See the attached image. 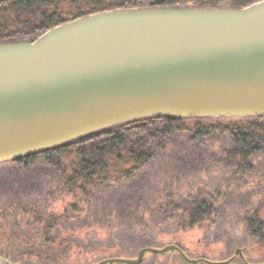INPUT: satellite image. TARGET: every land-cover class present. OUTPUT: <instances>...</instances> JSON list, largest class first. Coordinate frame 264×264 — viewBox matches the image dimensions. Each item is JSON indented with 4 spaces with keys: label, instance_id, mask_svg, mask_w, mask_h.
<instances>
[{
    "label": "water",
    "instance_id": "water-1",
    "mask_svg": "<svg viewBox=\"0 0 264 264\" xmlns=\"http://www.w3.org/2000/svg\"><path fill=\"white\" fill-rule=\"evenodd\" d=\"M157 118L264 119V0L114 9L0 42V165ZM164 254L187 264L243 259L238 249L223 262L191 259L172 244L95 264Z\"/></svg>",
    "mask_w": 264,
    "mask_h": 264
},
{
    "label": "trees",
    "instance_id": "trees-1",
    "mask_svg": "<svg viewBox=\"0 0 264 264\" xmlns=\"http://www.w3.org/2000/svg\"><path fill=\"white\" fill-rule=\"evenodd\" d=\"M259 1L4 0L0 1V42L34 41L57 25L114 9L245 7ZM178 136L186 138L188 147L203 153L210 151L216 139L226 140V147L211 153L214 163L230 176L233 192L225 186L212 193L190 192L181 197L159 188L151 196L145 188H139L146 181L144 169ZM259 158L264 159L263 118H157L114 127L77 144L10 163L21 169L50 170L57 188L54 198L36 194L37 185L24 188L23 195L17 190L20 197L0 205V256L17 264H88L105 258H126L128 253L146 246L148 230L170 227L175 230L171 242L189 258L218 262L208 259L205 249L211 244L203 237L231 216L224 205L227 193L250 190L247 185L254 178L253 164ZM180 172L174 165L166 175L179 179ZM248 198V204L236 215L237 226L248 240L242 264H250L248 260L264 264V196L248 194ZM190 233L197 235V246L205 247V251L196 254L181 246L182 235ZM90 239L94 243L86 248ZM222 247V253L228 256V247ZM249 254L252 256L246 257Z\"/></svg>",
    "mask_w": 264,
    "mask_h": 264
},
{
    "label": "rangeland",
    "instance_id": "rangeland-1",
    "mask_svg": "<svg viewBox=\"0 0 264 264\" xmlns=\"http://www.w3.org/2000/svg\"><path fill=\"white\" fill-rule=\"evenodd\" d=\"M219 144H224L220 145ZM226 140L216 139L213 143L210 151L197 152L195 147H188L187 140L185 137L178 136L174 142L169 144L166 152L159 154L156 160L144 169L143 176L145 177V183H142L139 188H145L147 192H150L152 196L159 188L163 191L172 192L179 194L181 197L189 194L190 192H214L221 187L228 186L230 192H233L232 181L230 176L228 177L224 171L219 167L218 164L214 163V156L211 151L218 150L219 148L226 147ZM207 154H206V153ZM175 163V164H173ZM190 163V165H189ZM172 164V166H170ZM177 166L178 173L180 172V178L166 175L170 173L171 168ZM178 166H182L179 169ZM254 178L248 182V192H244V188L237 192L236 195L233 193H227L225 198V209L227 210L230 217L220 222L217 229L208 231L203 238L205 241H209L207 249L205 247L199 248L197 246V235L190 233L188 235H182L180 238L181 246L188 251L202 252L207 250L209 254V260L223 262L227 261L234 256L235 251L238 249L241 251L242 256L246 253L248 240L241 233V226H237V212L242 210L248 203V194L258 197L264 196V159L259 158L253 164ZM184 169V170H183ZM185 171V172H184ZM55 178L53 177L50 170L47 169H21L10 163L0 165V205H5L10 202V199L18 198L19 194L24 193L26 189L37 185L36 194H50L54 198V191L57 188ZM18 185L22 186L19 187ZM144 185V187H143ZM16 187V189H12ZM20 197V196H19ZM255 197V196H253ZM251 197L249 200L252 201L254 198ZM24 200V199H23ZM57 206V205H56ZM174 229L162 228L148 230L145 235V247L151 248H163L168 245H172L171 238H173L172 232ZM155 233V235H154ZM94 243L93 239H90L89 244L86 248L90 247L91 243ZM177 245V244H175ZM228 247V256H224L222 253L223 247ZM90 250V249H89ZM204 250V251H205ZM136 252L128 253L126 258H135ZM247 254V253H246ZM166 255V254H164ZM162 255H148L144 258L141 264H166L168 261H172L173 264H187L180 257L169 258L167 256L161 257ZM251 254L246 255L250 258ZM106 259V258H105ZM102 259V260H105ZM99 261L90 262L88 264H95ZM12 264H17L10 260ZM250 264H257L261 262H251ZM243 260L240 257H235L228 264H242ZM41 264V263H38ZM87 264V263H82Z\"/></svg>",
    "mask_w": 264,
    "mask_h": 264
},
{
    "label": "flooded vegetation",
    "instance_id": "flooded-vegetation-1",
    "mask_svg": "<svg viewBox=\"0 0 264 264\" xmlns=\"http://www.w3.org/2000/svg\"><path fill=\"white\" fill-rule=\"evenodd\" d=\"M2 1H4V0H2ZM23 40V39H22ZM29 40V39H28ZM206 120H218V119H206Z\"/></svg>",
    "mask_w": 264,
    "mask_h": 264
}]
</instances>
